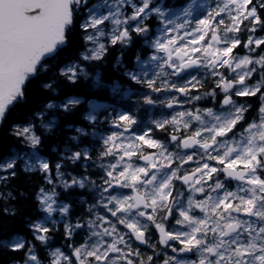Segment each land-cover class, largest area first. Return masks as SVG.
<instances>
[{
  "label": "snow or ice",
  "instance_id": "snow-or-ice-1",
  "mask_svg": "<svg viewBox=\"0 0 264 264\" xmlns=\"http://www.w3.org/2000/svg\"><path fill=\"white\" fill-rule=\"evenodd\" d=\"M0 130L11 264H264V0H0Z\"/></svg>",
  "mask_w": 264,
  "mask_h": 264
},
{
  "label": "trees",
  "instance_id": "trees-1",
  "mask_svg": "<svg viewBox=\"0 0 264 264\" xmlns=\"http://www.w3.org/2000/svg\"><path fill=\"white\" fill-rule=\"evenodd\" d=\"M134 51H135V49H133L131 52L128 53L127 59L129 61H131V59L133 58ZM105 72L109 78H111L115 75L119 79V81L122 85L126 83L123 80V78L118 77V73H116L115 69L111 67V64L106 66ZM106 82H110V80L106 81ZM108 95H109L108 90L103 89V90L97 92L95 96H89V98L90 99H96L98 102L104 103V102H106V97ZM80 111L83 112L84 107H82L80 109ZM6 143H8L7 136H6L4 131L0 130V144H6ZM36 183H37V181L34 177H28V176L24 175L23 173H21L17 177V179H15L12 182L10 187L14 191H25L29 195V200L21 201V203L23 205L27 206L30 203L31 193L34 190ZM0 206H2V205H0ZM11 260H12V258L10 255H8L7 253L0 252V264H11Z\"/></svg>",
  "mask_w": 264,
  "mask_h": 264
}]
</instances>
